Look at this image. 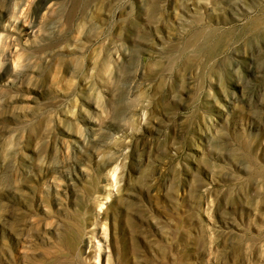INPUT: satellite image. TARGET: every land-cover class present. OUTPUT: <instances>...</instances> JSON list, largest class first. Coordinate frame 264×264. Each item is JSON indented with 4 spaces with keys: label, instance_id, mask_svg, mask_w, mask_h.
<instances>
[{
    "label": "rangeland",
    "instance_id": "rangeland-1",
    "mask_svg": "<svg viewBox=\"0 0 264 264\" xmlns=\"http://www.w3.org/2000/svg\"><path fill=\"white\" fill-rule=\"evenodd\" d=\"M0 264H264V0H0Z\"/></svg>",
    "mask_w": 264,
    "mask_h": 264
}]
</instances>
